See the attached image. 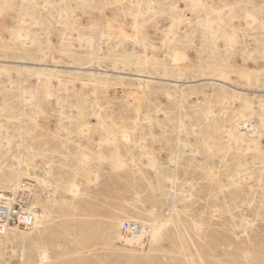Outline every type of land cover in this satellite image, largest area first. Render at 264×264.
Instances as JSON below:
<instances>
[{
    "label": "rangeland",
    "instance_id": "rangeland-1",
    "mask_svg": "<svg viewBox=\"0 0 264 264\" xmlns=\"http://www.w3.org/2000/svg\"><path fill=\"white\" fill-rule=\"evenodd\" d=\"M24 180L0 264H264V0H0V190Z\"/></svg>",
    "mask_w": 264,
    "mask_h": 264
},
{
    "label": "built area",
    "instance_id": "built-area-1",
    "mask_svg": "<svg viewBox=\"0 0 264 264\" xmlns=\"http://www.w3.org/2000/svg\"><path fill=\"white\" fill-rule=\"evenodd\" d=\"M33 191V183L30 180H24L16 192L0 190V233L12 227L27 230L33 227L35 211ZM122 229L125 233H142L144 235L142 244L148 239V229L141 224L125 220Z\"/></svg>",
    "mask_w": 264,
    "mask_h": 264
},
{
    "label": "bare ground",
    "instance_id": "bare-ground-1",
    "mask_svg": "<svg viewBox=\"0 0 264 264\" xmlns=\"http://www.w3.org/2000/svg\"><path fill=\"white\" fill-rule=\"evenodd\" d=\"M18 34H19V37H23L22 35H24V34H21L20 31ZM251 108L252 107L249 104H246V107L239 111V115L237 117V122L234 125L235 130H236V134L232 136V139L234 142H236V144L245 143L247 145V148H250L249 150L257 148V146L259 144V137L261 135L260 134L261 131L257 126H255L252 123L247 124V122H249V120L243 118V117H246L245 112L250 111ZM241 118H243L244 120H242ZM243 124L245 125V127H246V124H247V126L250 125V128H247V130L245 132L241 131V129H240V126ZM20 185H21V183H20V181H18L12 191L16 192L17 189L20 187ZM12 191H8V192H12ZM33 215H34V222H35V219L36 220L39 219V217L36 214V210L34 211ZM143 227L147 228L146 226H143ZM127 233H128L127 234V241L128 242H130L131 244H134V245L142 244V241L144 240L143 239L144 235L142 233L141 234L140 233L139 234L130 233V232H127ZM18 234H19V230L15 229L14 227L9 228L8 230H6L4 232V236L8 239H11V238L17 236ZM154 234H156L155 229H151V230L147 231V235H154Z\"/></svg>",
    "mask_w": 264,
    "mask_h": 264
}]
</instances>
